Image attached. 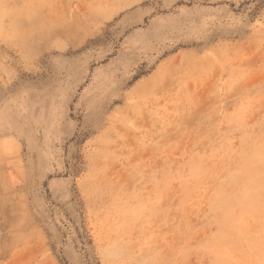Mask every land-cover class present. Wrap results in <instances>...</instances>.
Listing matches in <instances>:
<instances>
[{"label":"rangeland","instance_id":"obj_1","mask_svg":"<svg viewBox=\"0 0 264 264\" xmlns=\"http://www.w3.org/2000/svg\"><path fill=\"white\" fill-rule=\"evenodd\" d=\"M0 264H264V0H0Z\"/></svg>","mask_w":264,"mask_h":264}]
</instances>
